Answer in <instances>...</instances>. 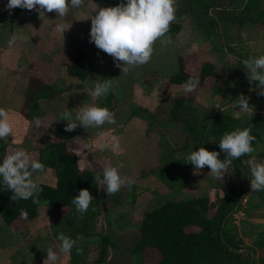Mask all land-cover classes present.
Returning a JSON list of instances; mask_svg holds the SVG:
<instances>
[{
	"label": "rangeland",
	"instance_id": "obj_1",
	"mask_svg": "<svg viewBox=\"0 0 264 264\" xmlns=\"http://www.w3.org/2000/svg\"><path fill=\"white\" fill-rule=\"evenodd\" d=\"M7 2L8 0H0L1 10L5 9ZM240 2L241 0H218L217 3L220 6L232 7L240 4ZM92 4H94V1L85 0L81 8H70L66 18L57 17L55 12H50L42 19L37 11L25 10L17 14V28L21 26L26 31H39L40 39L44 38V43L46 44L43 47L44 50L49 49L51 43L53 47H56L55 43L59 46L58 51L60 54L57 56L49 53L48 59H44L41 58L40 54L42 52L39 51L37 53L38 59L33 64L30 63L28 65L34 66L33 69L36 70L39 76H42L40 80L47 81L48 78L50 80L54 79V83L62 85L64 89L69 83L65 85L66 80L59 76H63L64 74L67 78H71L72 81H77L75 77L66 74L62 65V61H66L67 59L65 55L70 47H75L70 46L68 35L71 37V42L75 40L76 42L79 40L87 41V64L92 66L90 68L92 70L89 72L88 79L84 84L90 90L89 92L93 90L97 80L111 79L112 88L109 92L111 97H108L110 104L105 103L107 96L96 101L92 100L90 104L96 103L103 107L109 105L107 108L115 114L117 123L115 125L105 124L101 128H89L87 130L82 126H77V132L73 133L72 137L81 139L83 138L81 137L82 134V136L87 135L83 141L80 140V143L87 151L83 152L88 156V158L86 155L82 157L78 156L77 165L80 169H96L104 168L108 163H111L113 166L123 163L124 167L120 169V174L134 181L130 187H122L119 192L109 196L101 188L102 185L97 183L101 213L95 218L93 228L97 232H103L113 242V246L108 245L105 248L104 264H152L159 257L156 250L147 247L140 253L131 252V244L137 235V226L142 214L167 199L195 197L199 194L207 195L205 193H208L210 189L207 187L213 185L214 188H217L220 184L235 179L233 178L235 172L225 174L223 179L214 178L209 173L210 169L207 166L200 171L196 169L195 171L198 173H194V166L191 163L188 165L189 174L186 173L187 171L184 170L185 166H183L185 163L181 166V160L182 158L185 160L187 154L195 150L196 146L194 139L187 134L180 121L168 119V113L173 100L176 98L182 100L190 98V104L196 109V111H188L190 116L194 117V115L199 114V117L205 120L212 109H219L240 119L254 117L258 113L264 114V98L259 97L257 91L250 90L254 88L256 82L249 84L250 82L246 76L243 63L233 58L226 57L223 60L221 59L216 68H213L216 73L215 76H207L203 79L199 77L200 64L205 62L203 61L205 55L212 47L213 42L217 40L216 38L219 37L215 35L216 32H208V17L205 14L190 12L184 0H176L175 5L176 19L173 23L178 25V33L175 34V32V35L167 33L171 37L176 36L177 43L175 45L173 43L165 45L158 40L154 45V52L150 62L132 68L127 73H122L121 68L116 66V62L112 56L99 50L93 42H90L91 18H85L93 15L91 11ZM97 5L99 7L116 6L102 2H99ZM54 18L56 20H53ZM2 22V26L4 24L8 25L10 20L9 18H2L0 23ZM12 22L14 23V20ZM59 22H66L70 25V28L64 32L63 36L61 35V38L57 39L59 41H56V37L60 34L55 32L54 28ZM247 26L250 25L247 24ZM2 29L0 28L1 32H3ZM224 29L226 33L224 43L226 46L229 41L239 39V31L235 25L230 26L227 30L226 27ZM27 35L30 36L29 34ZM28 39L30 38L25 37V40ZM162 39H167V37ZM25 40L23 39V47L27 48L29 44ZM216 45L220 46L219 43H216ZM196 47H198L197 51L194 50ZM219 49H221V46ZM166 52L168 53L165 54ZM90 53H93V55ZM223 54L226 56V54L229 55V52H224L223 49ZM54 57L55 59L56 57L58 58V65H56ZM177 57L181 58L184 71L191 78L199 81L194 91L185 93L183 85H180V87L175 86L174 89V87H171V83L167 81L169 75L176 71ZM238 57L241 56L238 55ZM23 62L25 63L24 57ZM48 68L50 71H47ZM146 75L148 76L146 77ZM31 80L38 81L35 78ZM242 85L244 89L248 85V89H242L243 92L241 93L249 98L250 108L247 112H240L238 106L236 108L232 107V100L238 97L237 95L240 92L237 90ZM25 90L26 88L23 92L24 97ZM194 96L197 97V100ZM63 98L66 99V96L64 95ZM61 102L63 103L62 100ZM38 106L39 111H42L47 105L40 104L38 100ZM223 106H226L227 109H223ZM202 107H206V110L204 111ZM21 110H25L24 102ZM52 113L54 115L58 114V112L54 111ZM25 124L20 125L16 136L14 135L11 138L21 142L19 146L31 149L26 151L34 159L37 158L38 150L35 148L36 146H43L45 144L44 140L54 141L56 137L63 136L58 132L52 133L53 135L50 134L52 131L45 125L47 127L44 129L48 133L45 131L44 137L43 135L39 137L37 135L38 132L36 133L38 129L33 128V126L27 127ZM83 130L85 132L82 133ZM112 136L119 138L121 154L117 155L111 150L99 151L95 147L89 151L88 146L95 145L103 140H110ZM67 142L65 139V148L71 151L67 147ZM190 171L192 172L191 174ZM188 176L192 181H185L181 185L176 184L175 179L181 181V179H186ZM236 179L241 180L242 178ZM249 186L250 183L245 186L246 194ZM210 190L213 193L216 192L215 189ZM207 196L210 201L218 197L216 193ZM41 203L43 204V202ZM66 210L67 208L60 215L62 213L65 214ZM239 210L240 208L233 214V222L237 220V217H234L235 214L238 217L241 215ZM242 227L246 232V225ZM243 239L248 244L250 243V240H247V238L243 237ZM98 252V238L94 237L93 241L85 247V252L82 256L83 261L86 263H96ZM253 258L255 260L256 255ZM30 260L33 261V259Z\"/></svg>",
	"mask_w": 264,
	"mask_h": 264
},
{
	"label": "trees",
	"instance_id": "obj_2",
	"mask_svg": "<svg viewBox=\"0 0 264 264\" xmlns=\"http://www.w3.org/2000/svg\"><path fill=\"white\" fill-rule=\"evenodd\" d=\"M94 2L117 5L121 0H92ZM190 12L205 14L208 17V32H216L221 38L223 26L236 25H264V0H241L240 4L232 7L220 6L218 0H184ZM126 3V0H124ZM26 9L19 7L11 13L5 8L0 12V17L10 18L14 14ZM178 30V25L172 23L170 34ZM85 53L81 49L70 47L66 53V61H62L65 72L77 79L69 83L65 89L82 87V81L88 76L90 67L83 61ZM213 66L209 63H201L199 77L215 76ZM190 75L184 71L183 62L177 57L176 71L169 75L167 81L172 84L184 85ZM243 89V86L238 88ZM236 91V92H237ZM57 89L48 84L29 80L24 97V116L33 119L39 115L38 100L52 96ZM109 95V96H108ZM105 100L110 104V94ZM109 97V98H108ZM190 98L173 100L168 119L180 121L195 141V150L205 147L209 151H220L219 141L226 132L236 129H251L256 136L253 142L254 151L249 156H242L233 160L227 169V174L235 172L232 181L219 185L222 195L210 201L207 195L181 199H167L158 206L145 211L137 226V235L131 244L132 253H140L149 247L158 252L159 257L152 264H264V227L256 229L251 239V246H244L242 250L230 247L225 237L235 231L233 214L239 209L240 202L245 195V186L250 181V166L245 161L247 157H253L251 161L264 162V114H256L254 117L237 118L226 114L219 109H213L205 120L199 114L191 117L189 110L196 111ZM107 105L106 107H108ZM5 144L0 140V161L3 159ZM40 161L50 167L55 177L53 186L41 183L43 192L33 200L13 201L12 193L5 190L0 184V219L8 225L21 216V211L27 212L25 220H31L36 216V207L39 203L47 211L66 207L63 220L55 226L56 231L76 240V236L84 233L87 223L100 215L101 207L98 199V186L94 181L99 170L80 169L77 165V156L65 148L63 137H56L54 141L44 144L38 149ZM225 153L220 151V159ZM236 178H242L237 180ZM87 188L93 200L87 212L81 214L72 204L74 196L79 190ZM211 211V213H209ZM255 226V225H254ZM253 226V227H254ZM60 245V241H59ZM99 252L97 263L104 264L105 248L113 246V242L105 235L99 234ZM77 244L68 255L72 264L77 263ZM257 252L256 259L253 256ZM250 254L253 256L250 258Z\"/></svg>",
	"mask_w": 264,
	"mask_h": 264
},
{
	"label": "clouds",
	"instance_id": "obj_3",
	"mask_svg": "<svg viewBox=\"0 0 264 264\" xmlns=\"http://www.w3.org/2000/svg\"><path fill=\"white\" fill-rule=\"evenodd\" d=\"M85 0H8L5 8L11 11L17 7L28 11L35 10L43 19L45 13L55 12L57 17L66 18L70 8H81ZM176 0H121L116 6L99 7L95 2L91 5L93 15L91 18L90 42L112 56L116 66L120 67L122 73L129 72L132 68L142 66L150 62L155 43L160 40L163 44H170L172 40L166 37L170 25L176 19ZM70 28L66 22H59L55 25L54 31L63 36L64 32ZM22 35L13 34L9 40V45H13L17 40H23ZM246 76L250 82H256L258 95L264 96V55L243 60ZM199 81L193 78L183 85L185 93L194 91ZM112 88L111 79L97 80L93 90L89 93L91 99L96 101L106 97ZM249 98L240 94L232 100V107H239L240 112H247L250 108ZM68 123L65 131H74L77 126H82L86 130L89 128H101L105 124L115 125L117 123L115 114L107 107L96 103L83 105L79 108L75 118L71 111L61 114V118ZM44 125L40 120L35 121V126ZM14 137V123L8 110L0 107V140H6L9 136ZM256 136L251 133V129H236L226 132L219 141L220 151L225 153L220 159V151H209L205 147L193 150L185 157L186 163L194 166V173L198 169L202 170L207 166L212 177L223 179L227 169L233 160H238L242 156H249L253 151V142ZM95 147L99 151L111 150L119 155V138L112 136L110 140H103L95 145L88 146L89 151ZM250 166V187L252 191L264 190V162L245 161ZM123 163L113 166L108 163L104 166L102 176L96 173L94 181L102 185L107 194L114 195L122 187H130L133 180L120 174ZM46 168L39 160L34 159L26 150L20 149L4 155L0 161V184L5 190H10V197L13 201L33 200L38 202L37 197L43 192V187L39 183ZM93 196L87 188L79 190L78 195L72 199L76 211L83 214L88 211L93 200ZM21 216L27 218V212L22 210ZM60 245L58 250L51 247L46 249L47 256L43 264H58L61 256L71 253L77 241L60 233L58 236ZM81 249L77 248V252Z\"/></svg>",
	"mask_w": 264,
	"mask_h": 264
},
{
	"label": "crops",
	"instance_id": "obj_4",
	"mask_svg": "<svg viewBox=\"0 0 264 264\" xmlns=\"http://www.w3.org/2000/svg\"><path fill=\"white\" fill-rule=\"evenodd\" d=\"M1 11L2 10L0 9V12ZM17 14L18 13L14 14L12 17L9 18L10 22L8 23V25L4 24L2 26L1 24H3V22L0 23V28H3L2 29L3 32H1L0 30V107H3L10 112L14 123L15 136L17 134L18 129L20 128V125H24L25 123L27 127L33 126V128L38 129L36 133L38 132L37 135H39V137L45 134V131L47 132V130L44 128L48 126L47 128H49V130L52 131L50 134L52 133L55 134L56 132H58L59 134L63 135L62 137L64 138V140L66 139L68 141L67 147L71 150V152H73L77 157L78 156L82 157L83 155H86L84 152L87 151L81 145L80 140L83 141L87 137V135L82 136L83 135L82 134L81 137L83 138L81 139L72 137V134L77 132V130L75 129L74 131H65V126L68 122L60 118H61V112L64 113L66 111H71V113L73 112L72 116L73 118H75V114L78 112L77 110L81 106L88 105L92 102V99L89 95L90 90L84 84L88 78L86 77L82 81L83 84L82 87L75 89H67V90L64 89L62 85L54 83L55 82L54 79L50 80L48 78L47 81L45 80L46 82L43 81L42 79L40 80L42 76H39L36 70L33 69L34 66L31 67L28 65L30 63L33 64L34 61L38 59L37 53L39 51L42 52L40 56L41 58L44 59H48L47 57L49 56V53H53L55 56H57L58 54H60V52L58 51L59 46L58 44L55 43L56 47H53L51 46L52 44L51 43L49 49L44 50L43 47L46 46V44L44 43V38L40 39L41 37L39 31H26V29L22 28L21 26L17 28V23H16ZM45 15L47 16L48 13ZM2 18H7V17H0V20ZM13 20L14 23L12 22ZM53 20H56V18H54ZM227 26L228 25H225L223 26V28L226 27L227 30L232 25H230L228 28ZM236 28L239 31V39H235V41H229V43H227V46L224 43V36L226 35V33L224 32L225 29H223L224 33L223 36H221V38L217 34H215L219 38H216L217 40L213 42L212 47L205 55V59L203 61L212 64V66H214L213 68L215 69L218 62L226 57L239 60V62L242 63L243 60L245 59L255 58V57H259L260 55H264V25L262 26V25L253 24L250 26L247 25L241 27L236 26ZM178 30L175 34L178 33ZM13 34L22 35L23 37H29L30 39L28 40L24 39L25 42L29 44V47L27 48L23 47V40H17L13 45L10 46L8 42ZM27 34H29L30 36H28ZM61 37L62 36L60 34L58 37H56V41H59L57 39ZM166 37L167 38L170 37L174 45L177 43L176 36L171 37L168 35ZM68 41L70 46L71 45L75 46V48L84 51L85 53L84 62L87 64V56H88L87 54L88 50L86 47L87 41L79 40L76 42L75 40L74 42H71L70 35H68ZM216 43L220 44L221 49H219L220 46L216 45ZM197 49L198 47H196L194 50L197 51ZM223 49L224 52L227 53L229 52V55L226 54L225 56V54H223ZM167 53L168 52H166L165 54ZM90 54L93 55V53ZM238 55H240L241 57H238ZM23 57L25 59V63L23 62ZM58 58L56 57L55 59L54 57L56 65H58ZM88 66L92 68V66L90 65ZM91 70L92 69H90V71ZM47 71H50L49 68ZM52 74L54 75V73ZM147 76L148 75H146V77ZM59 77H63V79L66 80L65 85L74 82L71 80V78L69 79L67 78V76H64V74L63 76H59ZM32 78L37 79L41 83L50 85L52 88L57 89V92L48 98L40 99L39 100L40 104L42 105L45 104L47 106L45 107V109L43 108L42 111H39L40 116H37L33 119H29L24 116L25 110L22 111L21 108L24 102V96H23L24 89L26 88L29 80H31ZM170 85L171 87H174V89L175 86L180 87V84L171 83ZM247 86H245L246 90L248 89ZM254 88H256V85L254 86ZM239 92L240 93L237 96H239L243 92L242 89L239 90ZM64 95L66 96L67 100L63 98ZM258 96L264 98V96L261 95ZM195 98L197 100V97ZM61 100L63 101V103L61 102ZM224 108L227 109L226 106H223V109ZM202 109L205 111L206 107H202ZM52 111L58 112V114L54 115ZM37 120L42 121L44 125L47 126L40 125L39 127H36L35 121ZM31 131L33 130L31 129ZM83 132H85V130H83L82 133ZM11 137L12 136L10 135L8 139L2 140L5 144L3 155L20 149L31 150L28 149L27 147L19 146L21 142H19L18 140L16 141ZM43 142L46 144L51 141L44 140ZM35 148L38 150L40 146H36ZM36 159L40 161V158L38 156V151H37ZM252 159L253 157L246 158L247 161H251ZM183 161L185 160H183L182 158L181 166L185 163L183 165L185 166L184 170L187 171L186 172L187 174H189L188 165H190V163H186ZM45 168H46V172L45 174H42V178L40 179L39 182L53 186L55 184V177L48 166L45 165ZM83 169L103 171V168H96V169L83 168ZM191 171L190 174L192 173ZM185 181L190 182L192 181V179L189 176L186 179L185 178L181 179V181L179 179H175V182L178 185H181L183 182L185 183ZM188 184H192V183H188ZM207 188L216 190V192L213 193L212 190L207 189L208 193H205L207 195H212L215 193L216 196L222 195V191L219 188V186H217V188H214V186L212 185ZM248 188L249 190L247 191V194L245 192V195L240 203L239 213L241 215L238 217L235 214L234 217H237V220L235 222H233L232 220L236 229L230 235L225 237L226 243L230 247L236 250H242L244 246H251V239L254 236L256 229L264 227V217L262 218V216L264 215V190L252 191L250 186ZM65 209L66 207H62L52 211H47L44 205L42 203H39L36 207V216L31 220H25L22 217H18L12 223L5 225L0 219V264H43V261L47 256L46 249L51 247L54 251L58 250L59 247L58 236L61 232H59L58 230L56 231L53 228H55V226L58 225L59 222L63 220L64 214L62 213L60 215V213ZM95 218H93L87 223L84 233L76 236V241H77L76 244L78 248L81 249V251L78 252L76 264L97 263V262L86 263L82 259L86 245L90 244L93 241L94 237L99 238V234H104L101 231L97 232V230L93 228L94 227L93 222H95ZM243 225H246L247 227L246 232L243 230L242 227ZM243 237L247 238V240H250V243L248 244V242H246V240L243 239ZM254 255L257 256V252H255ZM250 256L252 257L253 255L250 254ZM30 259H33V261ZM58 264H72V263L70 262L68 255L67 256L62 255Z\"/></svg>",
	"mask_w": 264,
	"mask_h": 264
}]
</instances>
